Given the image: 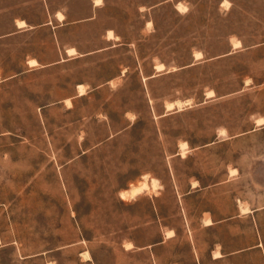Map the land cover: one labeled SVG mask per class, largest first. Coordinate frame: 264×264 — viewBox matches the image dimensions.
Segmentation results:
<instances>
[{
    "label": "rangeland",
    "instance_id": "rangeland-1",
    "mask_svg": "<svg viewBox=\"0 0 264 264\" xmlns=\"http://www.w3.org/2000/svg\"><path fill=\"white\" fill-rule=\"evenodd\" d=\"M103 3L0 0V264H264V0Z\"/></svg>",
    "mask_w": 264,
    "mask_h": 264
},
{
    "label": "crops",
    "instance_id": "crops-1",
    "mask_svg": "<svg viewBox=\"0 0 264 264\" xmlns=\"http://www.w3.org/2000/svg\"><path fill=\"white\" fill-rule=\"evenodd\" d=\"M39 2L43 10L40 17H38L37 20L32 21L28 17L23 15L14 16L12 18V25L15 27V29L12 31H25V30L37 29L40 27H46L56 34L60 29L62 30V29L76 27L77 25H80L82 23H86L94 20L97 17V12L103 8V4H104L103 0L100 4L97 5L94 3V0H87V5L85 9L78 10L77 7L75 6L76 0H39ZM58 13H62L63 15L62 19L58 17ZM17 20H24L26 22V26L18 27L16 24ZM108 30H112L114 35H116V32L114 29L110 28V29H106L105 34L102 35V38L103 37L105 38V42L110 44L100 47L99 49L96 50L85 51V52H80L78 45L69 44L64 47V52L68 57H77V56L88 55L95 51L112 48L116 46V44H112L111 41L117 39L108 38L107 37ZM69 47L75 48L76 53L73 55H68L67 48ZM36 60L38 61V59ZM62 60L65 59L62 58L59 61ZM220 257H222V254ZM213 258H219V257H214L213 254Z\"/></svg>",
    "mask_w": 264,
    "mask_h": 264
},
{
    "label": "bare ground",
    "instance_id": "bare-ground-1",
    "mask_svg": "<svg viewBox=\"0 0 264 264\" xmlns=\"http://www.w3.org/2000/svg\"><path fill=\"white\" fill-rule=\"evenodd\" d=\"M100 1L101 0H95L96 4H98ZM179 7H181L180 4H179ZM59 16L61 18L63 16L62 13H59ZM18 25L19 26H25L26 25V22L24 20H18ZM108 33H109V35L111 37H113L111 30H109ZM238 44H239V42H236L235 43V46L238 45ZM67 51H68L69 54H72L75 51V49L74 48H68ZM195 56L200 57L201 56V53L200 52H197V53H195ZM29 62L31 64H36V60L35 59H31V60H29ZM156 68L158 70H162L164 68V65L162 63H159V64L156 65ZM78 87H79L80 91H83V85L82 84L78 85ZM212 95H213V91H209L208 92V96H212ZM189 102H190L189 99H187L185 101L177 100L176 102H170V103H168L166 105V107H167L168 110H170V109L174 108V106L176 104L178 106L183 107L184 105L188 104ZM69 103H70V101H69ZM256 124L257 125L264 124V117H259L256 120ZM219 134L220 135L225 134V129H223V128L220 129ZM186 145H187L186 142H182L181 143L182 152H184ZM231 171L234 172L235 169H231ZM195 184L196 183H194V185ZM157 186H159V181H158L157 178H151L150 183H148L147 182V175H145V180H143L138 185H132V186H130L129 189L121 191V195H122V197H127L128 195L136 196L137 194H139V193H141V192H143L145 190H148L149 188H154L155 189ZM241 210H242V212H246L247 210H249V208L248 207H245V206H241ZM206 222H207V224H211V221L209 219H207ZM84 254L87 255V252H85ZM88 256H89V254H88ZM219 256H221V254L218 251H215L214 252V257H219Z\"/></svg>",
    "mask_w": 264,
    "mask_h": 264
}]
</instances>
